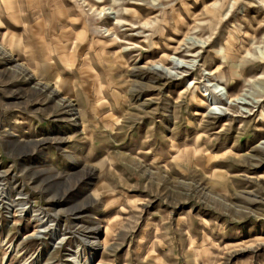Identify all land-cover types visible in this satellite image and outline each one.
Segmentation results:
<instances>
[{
  "label": "rangeland",
  "instance_id": "374dc122",
  "mask_svg": "<svg viewBox=\"0 0 264 264\" xmlns=\"http://www.w3.org/2000/svg\"><path fill=\"white\" fill-rule=\"evenodd\" d=\"M3 42L0 264H264V0H0Z\"/></svg>",
  "mask_w": 264,
  "mask_h": 264
},
{
  "label": "bare ground",
  "instance_id": "6f19581e",
  "mask_svg": "<svg viewBox=\"0 0 264 264\" xmlns=\"http://www.w3.org/2000/svg\"><path fill=\"white\" fill-rule=\"evenodd\" d=\"M101 1V0H100ZM13 38V37H12ZM11 38V40H12ZM11 44L12 42H8L7 44H5L4 42L0 44V56H2L4 59L5 58H9L10 55L8 54V51L11 49ZM16 70H18L19 72H21L24 77L26 79H33V76L31 74H29L21 65H16L15 66ZM49 89L47 85H42V84H39L37 83L36 86L34 87V90H47ZM58 91L57 89H50L49 91V97L50 98H54L55 95H57ZM58 106H62L63 104H66L67 107L71 108L72 106L70 105V103H68L65 99H60L56 102ZM72 112V111H71ZM71 116V119L73 120V117L75 116L74 114L70 115ZM75 120V119H74Z\"/></svg>",
  "mask_w": 264,
  "mask_h": 264
}]
</instances>
